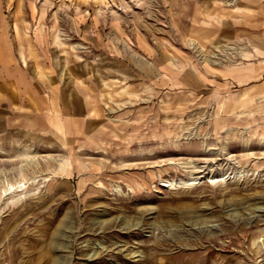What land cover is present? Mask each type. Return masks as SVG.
<instances>
[{"label":"rangeland","instance_id":"rangeland-1","mask_svg":"<svg viewBox=\"0 0 264 264\" xmlns=\"http://www.w3.org/2000/svg\"><path fill=\"white\" fill-rule=\"evenodd\" d=\"M4 45L0 264H264V0H0Z\"/></svg>","mask_w":264,"mask_h":264},{"label":"crops","instance_id":"crops-1","mask_svg":"<svg viewBox=\"0 0 264 264\" xmlns=\"http://www.w3.org/2000/svg\"><path fill=\"white\" fill-rule=\"evenodd\" d=\"M0 49L2 51H4L5 53L8 52L7 51V47L5 45H4V47L3 46H0ZM7 55H8V53H7ZM5 80H7V79H5ZM14 86L16 87L15 90H13V87ZM4 89H5V91H6L7 94L3 96V98H2L3 103L1 104V102H0V107H2L3 105L4 106H8V107H14L15 104H16V101L19 104V102H18V95L20 94L19 93V90H21L20 85H18V84H12V83H4ZM15 91H16L17 94L15 93ZM45 110H47L49 112V114H50V117L49 118L52 120V122H54V121L55 122H61L62 121L60 119V115H61L60 112L51 111L48 108H46ZM36 112H37V110H36ZM43 114H45V113L43 112ZM46 115H47V113H46ZM82 124L86 125V122L85 123H82ZM3 127H4V129H3ZM3 127L0 128L2 131L4 130L5 132H11L10 131L11 129H7L6 126H3Z\"/></svg>","mask_w":264,"mask_h":264},{"label":"bare ground","instance_id":"bare-ground-1","mask_svg":"<svg viewBox=\"0 0 264 264\" xmlns=\"http://www.w3.org/2000/svg\"><path fill=\"white\" fill-rule=\"evenodd\" d=\"M18 187H20V186H18ZM10 189V188H9Z\"/></svg>","mask_w":264,"mask_h":264}]
</instances>
